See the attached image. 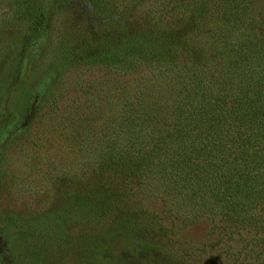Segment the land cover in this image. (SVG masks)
Wrapping results in <instances>:
<instances>
[{"label": "rangeland", "instance_id": "obj_1", "mask_svg": "<svg viewBox=\"0 0 264 264\" xmlns=\"http://www.w3.org/2000/svg\"><path fill=\"white\" fill-rule=\"evenodd\" d=\"M45 1L40 29L39 7L34 16L0 0V264H177L190 252L224 253L235 229L218 217L175 220L158 200L144 201L156 218L144 213L124 178L126 146L110 118L140 71L125 75V44L151 32V11L129 0H110L103 14L86 0ZM86 42L98 60L76 59ZM32 102L37 113L19 128Z\"/></svg>", "mask_w": 264, "mask_h": 264}, {"label": "trees", "instance_id": "obj_2", "mask_svg": "<svg viewBox=\"0 0 264 264\" xmlns=\"http://www.w3.org/2000/svg\"><path fill=\"white\" fill-rule=\"evenodd\" d=\"M109 1L86 0L101 14ZM131 2L152 12L151 32L125 44V75L140 71L123 82L110 122L140 211L154 214L144 201L158 200L175 220L218 217L237 231L224 253L190 252L177 264H264V0ZM9 3L34 16L39 7L42 29L45 0ZM89 49L76 59L98 60ZM37 109L26 107L19 128Z\"/></svg>", "mask_w": 264, "mask_h": 264}]
</instances>
